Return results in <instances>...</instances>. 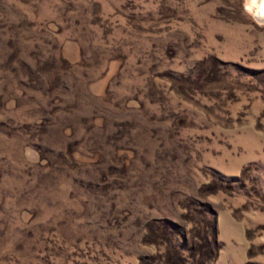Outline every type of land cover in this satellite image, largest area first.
<instances>
[{"label":"rangeland","instance_id":"rangeland-1","mask_svg":"<svg viewBox=\"0 0 264 264\" xmlns=\"http://www.w3.org/2000/svg\"><path fill=\"white\" fill-rule=\"evenodd\" d=\"M247 1L0 0V264H264Z\"/></svg>","mask_w":264,"mask_h":264},{"label":"bare ground","instance_id":"bare-ground-1","mask_svg":"<svg viewBox=\"0 0 264 264\" xmlns=\"http://www.w3.org/2000/svg\"><path fill=\"white\" fill-rule=\"evenodd\" d=\"M247 7L257 15H264V0H248Z\"/></svg>","mask_w":264,"mask_h":264}]
</instances>
